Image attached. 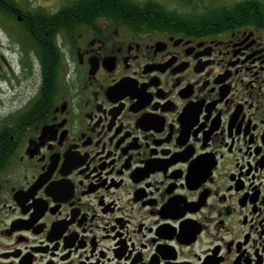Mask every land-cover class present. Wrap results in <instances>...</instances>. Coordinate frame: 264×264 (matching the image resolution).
Segmentation results:
<instances>
[{"label":"flooded vegetation","instance_id":"af4514ba","mask_svg":"<svg viewBox=\"0 0 264 264\" xmlns=\"http://www.w3.org/2000/svg\"><path fill=\"white\" fill-rule=\"evenodd\" d=\"M0 264H264V0H0Z\"/></svg>","mask_w":264,"mask_h":264}]
</instances>
